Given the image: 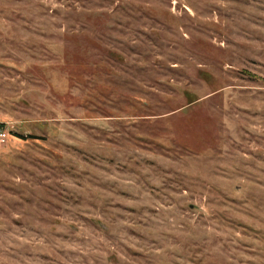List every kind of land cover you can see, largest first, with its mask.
Returning <instances> with one entry per match:
<instances>
[{
    "label": "rangeland",
    "instance_id": "rangeland-1",
    "mask_svg": "<svg viewBox=\"0 0 264 264\" xmlns=\"http://www.w3.org/2000/svg\"><path fill=\"white\" fill-rule=\"evenodd\" d=\"M0 264H264V0H0Z\"/></svg>",
    "mask_w": 264,
    "mask_h": 264
},
{
    "label": "built area",
    "instance_id": "built-area-1",
    "mask_svg": "<svg viewBox=\"0 0 264 264\" xmlns=\"http://www.w3.org/2000/svg\"><path fill=\"white\" fill-rule=\"evenodd\" d=\"M7 138V134L3 131V129H0V140H5Z\"/></svg>",
    "mask_w": 264,
    "mask_h": 264
}]
</instances>
